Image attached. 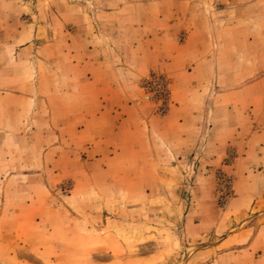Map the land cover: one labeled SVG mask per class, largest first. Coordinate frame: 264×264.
I'll return each mask as SVG.
<instances>
[{
    "label": "rangeland",
    "instance_id": "obj_1",
    "mask_svg": "<svg viewBox=\"0 0 264 264\" xmlns=\"http://www.w3.org/2000/svg\"><path fill=\"white\" fill-rule=\"evenodd\" d=\"M24 1L22 15L8 7V20L35 36L2 85L17 82L25 96L3 139L0 264H246L242 242L264 227V0H193L200 30L208 25L216 41L217 79L202 84L210 94L182 131L179 79L141 70L146 54L135 41L146 20L155 15L158 26L179 0ZM87 40L103 50L111 43L120 89L130 93L104 96L109 111L81 92L97 88L86 72L110 71L80 65Z\"/></svg>",
    "mask_w": 264,
    "mask_h": 264
},
{
    "label": "crops",
    "instance_id": "obj_2",
    "mask_svg": "<svg viewBox=\"0 0 264 264\" xmlns=\"http://www.w3.org/2000/svg\"><path fill=\"white\" fill-rule=\"evenodd\" d=\"M192 2L193 0H179V9L167 10L168 14L166 15H161L159 13L158 15H161L164 21L158 26H156L155 15H152V18L145 21V26L140 27L137 36H135V41L140 42L139 48L143 49L144 54H146L144 59H140L142 60V65H140L141 70H143L142 66L144 65L149 68L148 72L151 71L150 69L155 68L161 71L166 69L174 73V78L176 80L179 79V92H175V94L179 96V105H176V109H179V131L188 129L190 125H192V122L196 121L200 98L207 97L210 94V92H200L202 84L207 80L214 81L217 79V73L215 72L217 60L214 56V49L217 47L216 41L210 38L208 25L204 31L203 29L200 30L198 26L200 21L198 14L199 10H194ZM9 6L15 11V14L22 15L25 10V1L0 0V13L2 14L0 21V117L1 113H4L7 118L0 119V160L8 158V142L3 139L7 140L8 136L13 134L8 130L11 129L12 126L17 127L18 122L17 121L14 125L8 115L17 116L23 113L25 96L21 89L22 87H20L17 82L11 86L2 87L4 75L11 70L9 66H12V62L17 63L21 61L20 58L23 52L34 51L33 39L35 36V30H32V28L29 27L30 25H25L23 21H16L14 19H12V21L8 20L10 16V14L8 15ZM26 9H28V7H26ZM141 30L142 32H140ZM154 35L157 36L156 39H159V45H161V43L163 45V47H158L159 50H162L158 53L155 52L157 46L153 45ZM24 37L27 39L21 42L20 40ZM97 38H99L98 35ZM164 40L165 43L163 44ZM100 47L103 48L104 44H100V42L96 41L95 46H93L90 41H85V45L83 46L84 51L81 53L79 63L86 68L89 65H93L107 69L108 65L110 66V71H114L113 74H110L109 71V77L103 79H99L94 75H89L88 72H86L85 75L89 83L96 81L97 88H95V90H83L81 92H94L92 95H95L96 99L101 100V103L97 101L96 105L99 106L97 111L103 112L105 110L109 111L110 109L103 103L104 96L110 95L114 98L120 94V90L126 97H129L127 94L130 93H127V90L124 88L120 89V76L119 72H117V68L113 65L115 56L113 55L114 51L112 52L111 43L109 49L106 47L105 43L104 50H108V53ZM135 47H138V45L136 44ZM97 53L99 55H96ZM121 61H123V59ZM36 62H38V59ZM146 73L147 72H145V74ZM134 76L139 79L141 77L139 74H134ZM219 78L221 80L223 77L219 76ZM186 82H188V88H191L192 92H188L186 89L184 90ZM99 83H101V85ZM31 92H34V90ZM134 92L141 91L135 88ZM219 95L223 98L225 93H219L218 96ZM31 96L33 97V93ZM129 107L133 109V107L136 106L133 103V105H129ZM112 110L115 109L113 108ZM184 132L185 131H183V133ZM184 134L188 136L187 132ZM188 143L190 142H184V144ZM263 229L264 227L260 230L258 229L259 232L256 234L252 233L248 235L246 240L242 242L247 244V246L239 249L240 256L247 255L251 257L246 264H264ZM245 231L249 232L248 229ZM237 252L238 250H232L229 251V253L216 254L218 256L217 262L221 261L222 257H234ZM241 263H244V261Z\"/></svg>",
    "mask_w": 264,
    "mask_h": 264
},
{
    "label": "built area",
    "instance_id": "obj_3",
    "mask_svg": "<svg viewBox=\"0 0 264 264\" xmlns=\"http://www.w3.org/2000/svg\"><path fill=\"white\" fill-rule=\"evenodd\" d=\"M157 81H158V84H159V90L164 91V92H167L164 89V85L166 84V79L164 77H161Z\"/></svg>",
    "mask_w": 264,
    "mask_h": 264
}]
</instances>
